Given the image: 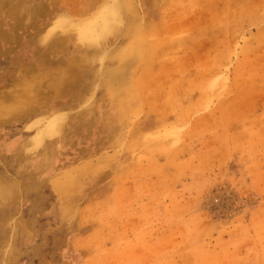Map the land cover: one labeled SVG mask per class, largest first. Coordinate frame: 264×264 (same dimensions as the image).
Listing matches in <instances>:
<instances>
[{
  "label": "rangeland",
  "instance_id": "obj_1",
  "mask_svg": "<svg viewBox=\"0 0 264 264\" xmlns=\"http://www.w3.org/2000/svg\"><path fill=\"white\" fill-rule=\"evenodd\" d=\"M0 264H264V0H0Z\"/></svg>",
  "mask_w": 264,
  "mask_h": 264
},
{
  "label": "bare ground",
  "instance_id": "obj_2",
  "mask_svg": "<svg viewBox=\"0 0 264 264\" xmlns=\"http://www.w3.org/2000/svg\"><path fill=\"white\" fill-rule=\"evenodd\" d=\"M103 28H105V27H103Z\"/></svg>",
  "mask_w": 264,
  "mask_h": 264
}]
</instances>
